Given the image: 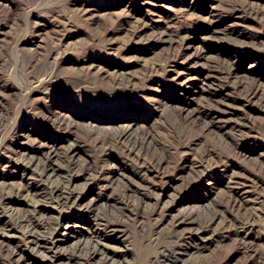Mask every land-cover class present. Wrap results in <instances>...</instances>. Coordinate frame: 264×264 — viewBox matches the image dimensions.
<instances>
[{"label":"rangeland","instance_id":"rangeland-1","mask_svg":"<svg viewBox=\"0 0 264 264\" xmlns=\"http://www.w3.org/2000/svg\"><path fill=\"white\" fill-rule=\"evenodd\" d=\"M232 3L246 7L228 17L226 26L242 34L237 40L226 41L206 31L211 26L205 18L209 10ZM56 13L60 23L51 19ZM0 19V216L3 221H11L10 246L18 248L17 254L31 264H93L70 258L75 237L82 234L80 228H76L77 233L75 227L61 230L60 241L53 242L45 253H36L24 232L8 217L9 206L35 204L25 193L12 194L27 183L21 161L45 159L53 151L62 171L60 164L65 161L89 167L87 174L71 183V189L79 195L75 201L67 206L55 202L41 205L64 226L95 230L108 244L109 253L123 252L131 264H148L146 258L152 248L142 240L140 229L156 222L165 227L162 232L183 224L180 264L210 259L221 252L217 242L198 252L195 242L200 233L184 223H171L170 217L182 211L220 208L231 200L225 188L226 177L190 168L185 153L192 147L188 141L193 138L199 137L230 156L231 168L257 186L259 179L254 172L257 163H264V108L257 99L243 97L237 83L244 80L245 87L258 85L264 89V0H0ZM164 21L186 36L182 43L147 35ZM53 28L62 30L59 71L63 68L65 74L72 66L80 68L97 61L110 73L129 74L134 85L109 89L93 76L94 83L85 86L82 82L74 88L73 84L86 77L67 73L63 88L52 86L40 91L31 87L21 66L38 52L43 55L50 50ZM36 44L41 47L35 49ZM230 62L236 67L224 78L217 69ZM155 65L160 66L159 72H146ZM183 97L192 99L182 103L179 99ZM201 104L214 109L211 115L218 120L231 118L243 131H249L254 147L236 155L230 140L221 142L215 134L206 132L199 120L193 123L186 114L179 117L173 109ZM60 112L71 120V130L46 123L45 117ZM175 125L179 136L184 130L186 135L167 167H144L120 147L101 149L91 140L102 133L129 129L133 135L146 134L151 141L165 142L166 132ZM249 139H244L243 145L250 144ZM75 149L77 153L72 152ZM40 184V180H32L33 187ZM124 187L137 190L141 197L123 194ZM96 212H109L117 219L114 225L121 228L119 239L108 230L112 221L106 220V226L95 225ZM3 236L0 230V239ZM162 246H166L164 241L157 245ZM238 258L230 264H241ZM0 264H6L1 251Z\"/></svg>","mask_w":264,"mask_h":264},{"label":"bare ground","instance_id":"bare-ground-1","mask_svg":"<svg viewBox=\"0 0 264 264\" xmlns=\"http://www.w3.org/2000/svg\"><path fill=\"white\" fill-rule=\"evenodd\" d=\"M245 7V5L232 3L227 7L209 10L205 21L208 20L211 29H206V31H211V34L218 37L222 36L226 41L237 40L242 32L226 26V21L228 17L243 11ZM58 15V13L51 15V19L56 23H60V20H57ZM171 27H173L172 24L164 21L160 28L152 27L151 33L147 35L151 34V37H158L161 41L170 40L172 43H182L186 36L182 37L179 32L172 30ZM61 31L59 28H53L54 38L50 50L43 55L42 52H38L33 59L21 66L20 71L27 82L31 84V87L40 91L49 90V87L52 86L63 88L66 86L65 83L68 82L66 79L67 73L70 75L84 74L86 77L79 83L73 84L75 85L74 88L80 86L79 84L82 82L85 86L94 83L93 76L100 78L104 86L109 89L118 88L124 84L134 85V81L128 76L129 74L123 71L117 72V74L110 73L109 70L99 67L97 61L80 68L72 66L73 68H70L69 72L65 74L63 68L59 71ZM0 42H2L1 38ZM39 47L41 45L36 44L35 49ZM40 61L43 62L39 66ZM235 67V63L230 62L221 65L217 72L226 78ZM160 70V66L155 65L147 69L146 72L157 73ZM237 85L240 91H243V97L248 101L257 99V102L264 108V89L258 85L245 87L247 82L244 80H239ZM191 99L189 97V100L184 98L179 99V101L187 103ZM173 109L180 113L179 117L186 114L185 117L191 119L193 123L199 120L203 125V129L206 132L215 134L221 142L230 140L236 155L243 153L242 149H248L249 151L251 147H254V141L250 140L251 138L249 139L248 136L249 131H243V127L239 128L241 126L230 120L231 118L225 121L218 120L216 116L211 115V112L215 110L208 108L207 105L201 104L191 109L184 106H174ZM161 112L159 111V113ZM191 120L187 121L191 122ZM45 121L48 125L57 129L71 130L72 122L63 112L45 117ZM176 128L177 125L166 132L165 137L167 140L165 142L151 141L146 134L133 135L129 129H122L112 134L102 133V136L93 137L91 140L96 147L101 149L120 147L124 154L132 157L135 162L142 164L144 167H167L174 161V155L180 147L179 142L186 135L184 130L183 133L180 132L179 136ZM244 139H249L250 144L248 142L246 146L243 145L242 141ZM190 142L192 147L185 153L191 164L190 168L196 167L198 170L214 171L219 173L221 177H226L225 188L231 198L230 202L226 205L222 204L220 208L215 206L214 208H205L202 211H182L170 217L171 223H184L186 228L195 229L200 233L195 242L198 252L210 249L215 242L221 247V252L214 254L210 259H196L191 264H230L232 259L236 260L238 257V259H241V264H264V163H257L254 173L259 180L257 186H252V182L250 183L245 176L243 177L241 172L231 168L228 161L230 156L221 154L213 145H206L199 137L188 141V143ZM76 151L75 149L72 152L77 153ZM56 155V152L53 151L45 159L38 160L30 157L27 161H21L24 172L23 178L27 183L22 185L23 189H19L12 194L21 195L25 193L26 197L30 198L35 204L24 208L9 206L7 208L9 210L8 217L13 221L12 224H15L24 232L30 248L36 253H45L53 242L60 241L61 230L71 231L75 227L74 231H76V228H80L82 234L75 237L76 246L70 256L72 260L83 263L90 261L93 264H131L125 253H109L108 244L95 230L77 227L74 224V226H64L59 217H52L41 208V205L45 203L55 202L67 206L73 200L75 201L79 195L71 189V183L79 176H83L82 174L89 172L88 166H79L73 161H65L63 165L60 164V167H63L62 171L56 164L58 162L55 159ZM229 169H231L230 172L227 171ZM37 179L40 180L41 184L38 187H33L32 180ZM121 192L129 194L132 198L138 199L141 197L137 190L131 188L124 187ZM134 203L136 202L134 201ZM93 218L96 226L103 224L106 226V220L112 221L113 225L108 230L111 234H115L116 239H119L121 228L114 225L117 219L111 213L96 212ZM2 219L3 217L0 216V230L3 231L4 235L0 239V251L4 256L5 263L31 264L27 263L21 254H17L19 251L17 247L12 248L10 246L13 237L10 235L11 221L9 222L8 219L3 221ZM182 227L183 224L178 229L170 230L169 228L162 232L165 227H163V224L159 225L158 222L147 228L142 226L140 229L141 238L152 248L151 256L149 255L146 258L148 264L181 263L179 253L182 252L180 248L183 242ZM160 241H164L166 246L158 248L157 245Z\"/></svg>","mask_w":264,"mask_h":264}]
</instances>
